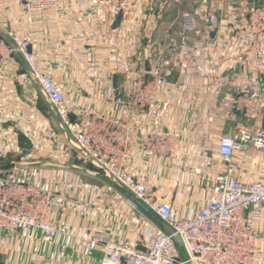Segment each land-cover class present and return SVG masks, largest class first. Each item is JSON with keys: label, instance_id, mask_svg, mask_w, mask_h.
Instances as JSON below:
<instances>
[{"label": "crops", "instance_id": "1", "mask_svg": "<svg viewBox=\"0 0 264 264\" xmlns=\"http://www.w3.org/2000/svg\"><path fill=\"white\" fill-rule=\"evenodd\" d=\"M253 1L59 0L57 8L36 13L30 21L17 0H0V29L2 34L12 32L32 42L41 66L63 91L75 115L87 107L114 112L106 102L110 90L122 86L129 75L133 77L135 68L147 70L149 64L150 77H155L158 87L153 106L141 122L131 168L150 188L174 186V212L184 217L209 198L214 176L223 170V166L202 155L216 157L219 140L235 127L264 128V110L260 115L255 109L242 113L237 110L241 104L238 99L228 96L231 89L259 79L252 65L240 55L241 28ZM186 11L199 20L196 31H184ZM214 12L221 26L212 39L208 14ZM188 54H196L195 59L187 60ZM15 58L17 66L0 69V129L3 133L6 108L13 106L14 114L27 120L29 131L40 128L45 137L59 142L53 145L42 141L40 152L26 163L36 186L79 200L76 206L74 202L58 208L56 221L74 229L77 236L90 231L117 241L129 237L142 248L151 243L153 233L147 236V224L146 230H138L140 233L128 228L126 217L132 209L109 192L106 181L91 173L85 164H73L72 156H63L62 149L70 146L67 134L60 128L57 115L26 102L28 92L23 96L24 90H20L21 70L33 80L23 56ZM15 91L20 92L18 104ZM194 114L204 124L207 143H199L195 135L188 133ZM14 122L15 119L13 125ZM150 130L177 132L185 155L154 160L147 157L141 140ZM224 168L241 180L263 179L264 155L237 151L232 163ZM258 233L264 260V217ZM19 235H0V242L4 237L12 238L7 249L18 258L21 253L25 259L30 252L35 253L27 264H98L101 260L97 253H83L73 239L49 241L32 236L36 242L30 240V245L21 246L16 244H20ZM12 259V264H23Z\"/></svg>", "mask_w": 264, "mask_h": 264}, {"label": "built area", "instance_id": "2", "mask_svg": "<svg viewBox=\"0 0 264 264\" xmlns=\"http://www.w3.org/2000/svg\"><path fill=\"white\" fill-rule=\"evenodd\" d=\"M28 20L36 13L55 9L59 0H17ZM212 31L220 32L221 20L216 14L208 16ZM200 22L185 14L183 29L196 31ZM210 33V34H211ZM243 45L240 55L259 74L258 81H249L231 89L228 96L241 103L237 110L257 115L264 110V0H254L245 24L241 28ZM218 35V34H217ZM22 55L28 65L33 82L59 119L60 128L67 134L69 147L81 159L98 171L108 184V190L117 200H123L137 213L142 210L125 192L142 201L173 230L166 232L152 219L151 243L140 247L130 239L114 240L105 234L75 230L56 221V211L74 201L51 189L34 184L33 173L26 164H13L14 168L0 171V235L21 234L38 236L45 240L69 238L76 240L85 254H99L98 264H264L259 248L258 225L264 217V178L241 180L224 168L228 167L237 151H250L264 155V128L260 126L235 127L223 136L217 145V156L203 154L223 170L212 181L209 198L184 217L174 212L175 187L153 189L133 172L131 163L141 132V122L156 98L158 82L144 68H135L134 76L126 77L120 87H114L106 102L114 112L87 107L75 115L69 109L65 95L44 71L38 52L29 39L12 32L2 34L0 29V69L17 66L16 55ZM196 54H188L187 60ZM188 133L199 143L209 141L208 133L199 115L188 123ZM143 151L150 159H166L185 155L186 151L177 132L150 130L141 140ZM66 152L70 148H64ZM191 157L193 155L189 154ZM201 155V154H200ZM180 237L183 247L174 242Z\"/></svg>", "mask_w": 264, "mask_h": 264}, {"label": "rangeland", "instance_id": "3", "mask_svg": "<svg viewBox=\"0 0 264 264\" xmlns=\"http://www.w3.org/2000/svg\"><path fill=\"white\" fill-rule=\"evenodd\" d=\"M186 14L193 15V13H190L187 11H186ZM213 14H216V12H214ZM208 15H210V14H208ZM193 16H195V15H193ZM20 74H21V88H20V90H24L23 96L25 95V92H28V94L25 96V98L28 99V100H26V102L28 104L31 102L35 103L36 107L41 111H44L47 108L48 111L53 112L50 105H48V103H46V100H44V97H43L39 87L31 84L33 81H31V78L28 76V74L25 72L24 69L21 70ZM26 87H28V88L26 89ZM31 91H32V93H31ZM10 92H11V90H10ZM16 94H17L16 97L18 98V101L16 104H18L20 102V98H21L20 92L19 93L16 92ZM13 119H15L14 125L12 124ZM5 121H6L5 124L2 125V126H5L3 133L0 129V168L5 166V165L28 163V161L32 160V158L34 157L33 154L40 152L38 150V148H41L42 141L44 143L45 142H52L53 145L54 144L57 145V143H59L57 141V139L54 140L48 136L45 137L44 134L41 133L40 128H38L37 131L35 128H32L29 131L28 130L29 125H28L27 120H25L24 118H19V115L14 114V107L13 106L6 108ZM0 126H1V124H0ZM30 132H33V134H31ZM64 148H70V151L66 152ZM64 148L62 149V153L64 154L63 156H65V155L72 156L74 159L73 164H76V163L77 164H85V166L89 169V171L91 173L96 174L98 172L91 165L87 164L85 161H82L81 156L79 155V153L75 149H73V147L71 148L68 145H66ZM78 201L74 197L75 203L73 206L78 205ZM74 214H75V210H74ZM124 217L125 216L123 215L122 219L125 221ZM126 219H127L126 224L128 225L129 229L131 228V231L138 232V230H140V229L146 230V224H147L149 226V228L151 229L150 230L149 228H147L148 229L147 236H150V231L153 233L154 228H152L153 226L150 222H147L143 212L137 213V212L131 210L130 214L127 215ZM126 228H127V226H126ZM138 233H140V232H138ZM0 237H2V236H0ZM19 237H20V239H19L20 244L18 242H16V244L21 245V246L23 244L24 245H30V243H32V241L37 240L35 238L33 239L32 237H26L23 235L22 236L19 235ZM7 238L8 237L3 238L4 239L3 243L0 242V264H12L13 263L12 257L17 258L18 261L23 263V264H27L28 261H32L34 259L32 256H34L35 253H32V252H30L31 254L29 253L30 257L28 259H25L24 253L20 254V258L14 256V255H10V252L8 251L7 246H11L13 241H11L12 238L11 239H7ZM127 238H129V237H126L125 239H127ZM30 240H32V241H30ZM28 241H30V242H28ZM27 254H28V252H27ZM25 261H26V263H25Z\"/></svg>", "mask_w": 264, "mask_h": 264}, {"label": "water", "instance_id": "4", "mask_svg": "<svg viewBox=\"0 0 264 264\" xmlns=\"http://www.w3.org/2000/svg\"><path fill=\"white\" fill-rule=\"evenodd\" d=\"M218 34V30H214L211 33V37L212 39H215V37ZM149 66V64H148ZM147 66V70L148 72L150 71V67ZM14 166L13 165H5L3 167L0 168V171H8L13 169ZM126 196L132 200L134 203H136V205L144 212V214L146 216H148L150 219H152L157 225L161 226L166 232L168 233H173V230L168 227L165 222H163L153 211H151L142 201L136 199L131 193L125 192ZM174 242L176 243V245L180 248L183 247V241L180 237H174Z\"/></svg>", "mask_w": 264, "mask_h": 264}]
</instances>
